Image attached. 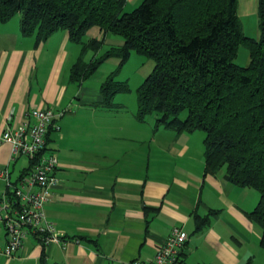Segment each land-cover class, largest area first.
I'll list each match as a JSON object with an SVG mask.
<instances>
[{
  "label": "crops",
  "instance_id": "obj_1",
  "mask_svg": "<svg viewBox=\"0 0 264 264\" xmlns=\"http://www.w3.org/2000/svg\"><path fill=\"white\" fill-rule=\"evenodd\" d=\"M239 7L257 10V0H239ZM110 34L106 43L123 42ZM80 51L66 29L38 40L23 33L21 16L0 22V132L35 106L61 112L48 134L59 164L45 211L67 240L44 243L30 234L9 256L0 223V264H132L151 259L175 225L189 234L176 264H264L262 228L248 215L259 191L233 183L224 167L206 170L204 130L155 128L156 115L138 118V105L123 98L117 107L104 105L102 83L90 88L88 78L110 61L119 64L118 56L72 80ZM88 52L87 61L95 55L87 59ZM20 157L12 159L10 144L0 143V166L8 164L13 178L30 167ZM210 213L199 225L198 217Z\"/></svg>",
  "mask_w": 264,
  "mask_h": 264
},
{
  "label": "trees",
  "instance_id": "obj_2",
  "mask_svg": "<svg viewBox=\"0 0 264 264\" xmlns=\"http://www.w3.org/2000/svg\"><path fill=\"white\" fill-rule=\"evenodd\" d=\"M126 1L0 0V22L20 12L23 33L38 40L66 29L81 44L72 80L89 77L118 56V67L101 84L108 106H119L115 93L130 90L128 81L115 75L131 52L152 58L153 69L137 88L136 116L154 113L155 128L205 131L206 170L224 167L233 183L259 191L248 215L261 226L264 247V0H257L258 38L243 32L239 0H142L129 11ZM94 26L102 35L85 39ZM108 33L123 42L98 53ZM241 43L249 48L247 65L235 61ZM88 50L95 55L87 61ZM211 214L198 217L199 225Z\"/></svg>",
  "mask_w": 264,
  "mask_h": 264
},
{
  "label": "built area",
  "instance_id": "obj_3",
  "mask_svg": "<svg viewBox=\"0 0 264 264\" xmlns=\"http://www.w3.org/2000/svg\"><path fill=\"white\" fill-rule=\"evenodd\" d=\"M60 113L49 106H35L25 119L9 123L0 132V143L10 144L12 159L24 155L30 160L29 169L16 178L8 164L0 166V223L6 229L4 251L9 256L18 252L30 234L38 235L44 243L56 241L64 245L67 241L45 211L58 182L55 172L59 164L56 151L48 148V134ZM188 236L182 226L175 225L151 259H134L132 264H176Z\"/></svg>",
  "mask_w": 264,
  "mask_h": 264
},
{
  "label": "rangeland",
  "instance_id": "obj_4",
  "mask_svg": "<svg viewBox=\"0 0 264 264\" xmlns=\"http://www.w3.org/2000/svg\"><path fill=\"white\" fill-rule=\"evenodd\" d=\"M140 2H138V4ZM136 6L127 5L124 9L126 11H129ZM250 9L246 10V8L238 7V12L242 21V29L246 35L254 38H258L260 37L261 34V29L259 25V16L257 10H253L252 8ZM15 15L21 16V13L18 12ZM99 30L100 29L98 26H94L90 28L85 34L84 38L88 39V36H90V34H94V33L98 34ZM110 35L113 36V38L115 36L121 37L119 34H115V33H111ZM109 46H110L109 43L104 42L103 46L99 50V53L104 52ZM92 54H93V50H89L88 54L86 55V58L90 59ZM235 61L241 65H247L249 63L250 52L248 46L245 43L240 44L237 55L235 57ZM153 66H154V60L152 58L147 57L141 53H138L136 50H133L128 60L120 67V69L117 71L115 75V78L118 80H127L130 85V90L120 91L115 93L116 96L114 97V101L123 98L124 101L129 105L137 106L138 105L137 88L145 79V77L151 72ZM117 67H118V63L113 64L111 63V61L110 63H106L103 67H100L98 71H96L92 76L88 78V86L90 88H95L97 85H100L102 81L106 78V76ZM73 84H76V82H73ZM118 96H122V97H118ZM154 115H155L154 113L148 114L147 118L149 116H154ZM25 160L26 157L21 156L18 163L21 164ZM18 168L19 167H17L16 169L18 170Z\"/></svg>",
  "mask_w": 264,
  "mask_h": 264
}]
</instances>
